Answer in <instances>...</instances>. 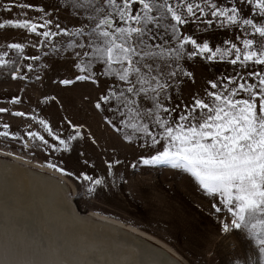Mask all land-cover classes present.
I'll use <instances>...</instances> for the list:
<instances>
[{
  "label": "snow or ice",
  "instance_id": "snow-or-ice-1",
  "mask_svg": "<svg viewBox=\"0 0 264 264\" xmlns=\"http://www.w3.org/2000/svg\"><path fill=\"white\" fill-rule=\"evenodd\" d=\"M221 2L69 0V14L71 9L78 14L86 9L93 13L84 21L91 24L90 29L77 27L74 31L64 28L59 20L49 18L42 7L27 2L14 3L5 11L19 7L38 10L41 15L37 21L6 18L0 22V29L23 30L43 37L42 43L59 36L69 37L63 50H72L69 55L79 61L74 67L84 74L62 79L59 83L65 86L79 81L98 84L101 77H112L109 83L115 87H106L94 106L97 110L111 111L113 117L119 113V125L133 132L125 134L124 140L132 141L136 134L143 137L147 151L140 155L139 164L170 167L188 174L201 193L216 201L212 204L216 213L225 211L232 217L222 222V230H244L255 244L259 264H264V0H237L236 5L224 7L220 6ZM245 10L247 15H244ZM193 20L204 23L205 28L212 26L214 21H219L222 27L243 28L245 32L250 26L253 35L245 38L240 34L242 48L236 43L228 48H213L208 42H198L191 34H181ZM7 47L18 54L25 51V45L20 42L9 43ZM60 47L53 43L50 51L59 52ZM233 55L230 63L240 65L245 71L224 81H209L211 90L204 93L207 102L193 97L190 104L168 103L172 99L169 95L172 82L192 76L181 67L182 60L200 56L209 61L225 60ZM8 56L7 51L0 52V69L11 66L12 79L24 78L26 71L33 70L29 63L25 71L23 65ZM30 59L39 61L40 57ZM255 65L261 69L249 70ZM51 99L55 102V97ZM142 101H147L148 106ZM11 102L20 104L22 101L13 97ZM121 107L126 111H121ZM6 111L8 109L0 107V113ZM11 114L26 116L23 111ZM29 118L37 121L35 115ZM106 119L117 132L122 131L116 120ZM64 122L67 127L61 133L54 130L47 119H38L51 142L40 132L28 131L27 136L39 141L32 147L43 146L50 153H61L59 162L48 160L47 167L90 182L92 187L88 192L91 194L95 186L104 183L102 179L87 173L77 176L62 166L63 154L71 153L75 147L73 142L84 138L82 125L70 119ZM152 124L160 131L152 130ZM2 127L5 131H0V136L19 138V133L7 131L9 124ZM84 163L87 166V161ZM119 163V160L106 162L107 170Z\"/></svg>",
  "mask_w": 264,
  "mask_h": 264
},
{
  "label": "rangeland",
  "instance_id": "rangeland-1",
  "mask_svg": "<svg viewBox=\"0 0 264 264\" xmlns=\"http://www.w3.org/2000/svg\"><path fill=\"white\" fill-rule=\"evenodd\" d=\"M25 2L44 8L49 18L59 20L64 28L71 31L77 27L91 28L90 23H84L87 16L93 14L91 9L84 10L82 14L71 9L69 14V0H0V22L6 18L37 21L41 15L38 10L14 7L11 12L5 11L14 3ZM236 4L237 0H222L220 6ZM244 15H247L246 10ZM252 15L255 16V12ZM241 33L245 38H252L253 35L250 26L245 32L243 28L231 25L222 27L219 21H214L212 26L205 28L204 23L193 20L182 29L181 34H191L198 42H208L213 48H228L231 43L242 48V40L239 39ZM69 39L59 36L42 43L43 37L35 34L10 27L0 29V52L7 51L8 58L17 60L25 71L27 64L33 65V70L26 71L21 79L11 78V66L0 69V107L8 109L0 113V131H5L2 126L7 123L10 125L7 131L19 133V138L15 139L11 135L0 136V157L16 160L35 170L57 174L66 183L71 198L82 213L98 212L141 229L151 235L146 238L158 245H168L189 264H259L251 237L244 230L224 232L222 222L230 221L232 217L225 211L216 213L212 208L216 201L201 193L188 174L170 167L139 164L140 155L147 151L142 143L143 137L136 134L132 141L124 140L125 134L133 132L119 125V113L113 117L111 111L97 110L94 106L106 87H115L109 83L112 77H101L98 84L79 81L65 86L59 83L62 79H74L77 74H84L74 67V63L79 61L74 55H69L72 50H63ZM256 39L260 40L258 35ZM12 42L23 43L25 51L18 54L8 48L7 45ZM53 43L61 46L59 52L50 51ZM33 44L36 46L33 47ZM32 56H39L40 60L30 59ZM231 59H234V55L225 60L217 58L209 61L205 56L182 60L181 67L191 72L192 76L172 82L169 90L172 99L168 103L190 104L193 97L203 98L207 102L204 93L211 90L209 81H224L245 71L240 65L231 64ZM252 69L259 71L261 66L255 65L249 70ZM13 97H19L22 102L13 104ZM52 97H55V102H52ZM142 103L148 106L147 101ZM16 111H23L26 116L11 114ZM121 111L126 110L121 107ZM31 115L37 116V121L31 120ZM39 118L47 119L54 130L61 133L67 127L64 121L69 119L83 126L84 138L78 143L73 142L75 147L71 153L63 154L62 166L77 176L87 173L102 179L104 183L95 186V192H88V188L92 187L90 182L62 175L47 167L48 160L59 162L61 153H50L43 146H31L39 141L28 137V131L40 132L51 142L38 124ZM106 118L116 120L122 131L117 132ZM152 130L160 131L154 124ZM116 160L120 163L108 171L106 162Z\"/></svg>",
  "mask_w": 264,
  "mask_h": 264
},
{
  "label": "bare ground",
  "instance_id": "bare-ground-1",
  "mask_svg": "<svg viewBox=\"0 0 264 264\" xmlns=\"http://www.w3.org/2000/svg\"><path fill=\"white\" fill-rule=\"evenodd\" d=\"M56 175L0 157V264H189L141 229L77 211Z\"/></svg>",
  "mask_w": 264,
  "mask_h": 264
},
{
  "label": "water",
  "instance_id": "water-1",
  "mask_svg": "<svg viewBox=\"0 0 264 264\" xmlns=\"http://www.w3.org/2000/svg\"><path fill=\"white\" fill-rule=\"evenodd\" d=\"M73 200V199H72ZM73 203H74V207H75V209H77V211H81L80 209H78V207L76 206V204H75V202H74V200H73ZM84 212V211H83ZM86 212V211H85Z\"/></svg>",
  "mask_w": 264,
  "mask_h": 264
}]
</instances>
